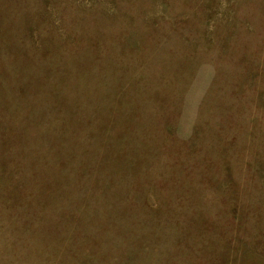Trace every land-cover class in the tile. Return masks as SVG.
Returning <instances> with one entry per match:
<instances>
[{
	"label": "rangeland",
	"instance_id": "374dc122",
	"mask_svg": "<svg viewBox=\"0 0 264 264\" xmlns=\"http://www.w3.org/2000/svg\"><path fill=\"white\" fill-rule=\"evenodd\" d=\"M0 264H264V0H0Z\"/></svg>",
	"mask_w": 264,
	"mask_h": 264
}]
</instances>
